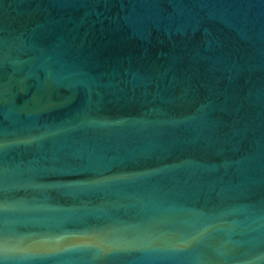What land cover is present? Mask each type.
I'll use <instances>...</instances> for the list:
<instances>
[{"label": "water", "instance_id": "95a60500", "mask_svg": "<svg viewBox=\"0 0 264 264\" xmlns=\"http://www.w3.org/2000/svg\"><path fill=\"white\" fill-rule=\"evenodd\" d=\"M0 264H264V0H0Z\"/></svg>", "mask_w": 264, "mask_h": 264}]
</instances>
